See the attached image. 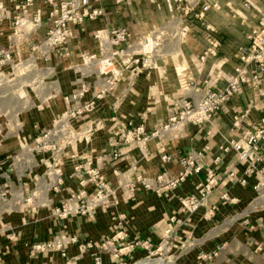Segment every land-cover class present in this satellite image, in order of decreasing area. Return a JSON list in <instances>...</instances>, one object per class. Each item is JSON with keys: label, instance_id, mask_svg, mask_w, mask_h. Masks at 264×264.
Returning a JSON list of instances; mask_svg holds the SVG:
<instances>
[{"label": "crops", "instance_id": "1", "mask_svg": "<svg viewBox=\"0 0 264 264\" xmlns=\"http://www.w3.org/2000/svg\"><path fill=\"white\" fill-rule=\"evenodd\" d=\"M208 2L181 0V5L192 3L198 12ZM215 2L217 8H209L203 22L192 14L181 22L175 0H128L121 5L113 0H91L90 6L101 9L102 15L72 27L70 38L52 50L47 60L36 62L37 69L26 80L27 88L32 87L25 89L28 99L22 109L31 112L22 115L15 105L9 107V120L14 126L22 124L21 134H1L0 127V194L7 193L4 199L0 195L2 264H94L92 255L101 264H264V197L255 191L257 180L244 177L245 164L236 153L222 150L228 140H243L252 133L264 117V78L257 89L242 86L202 126L186 125L180 134L164 133L141 145L116 144L126 123L143 125L150 134L174 113V101L195 99L205 89L223 88L225 79L240 67V50L248 47L247 35L257 26L260 13L264 14V0ZM37 9L47 10L44 0H34L31 13ZM5 24L0 26V41L5 36L1 34L8 31ZM184 26L188 31L182 36ZM112 29H125L128 35L114 59L116 69L121 68L124 57L148 53L145 39L151 42L162 34L152 50L153 69L136 77L128 69L114 78L100 74L98 66L85 67L83 55L99 56L95 34L105 37ZM209 38L219 42L216 55L200 63ZM21 55L31 56L25 50ZM30 66L33 64L22 68ZM252 68L250 65L249 70ZM107 81L108 91L94 110L71 121L75 130L93 128L97 122L101 128L93 130L88 143H57L64 148L59 167L62 186L54 193L46 176L52 153L36 151V140L68 111L65 97L83 89L81 104ZM49 142L56 140L50 138ZM114 151L121 159H111ZM198 154L201 170L174 189L156 194L132 186L135 175L175 179L181 171L179 159ZM162 157L169 160L164 162ZM87 163L99 168L116 189V200L91 217L59 222L51 216V209L78 189L74 168ZM208 171L214 175L210 193L196 210L184 211V199L199 195ZM244 178L242 185L239 180ZM27 199L30 204L24 203ZM70 237L77 242L68 246L65 257L56 252L31 253L35 243ZM165 239L170 246L157 251ZM137 241L147 242L149 248L125 250ZM213 252L215 257L202 260Z\"/></svg>", "mask_w": 264, "mask_h": 264}, {"label": "built area", "instance_id": "2", "mask_svg": "<svg viewBox=\"0 0 264 264\" xmlns=\"http://www.w3.org/2000/svg\"><path fill=\"white\" fill-rule=\"evenodd\" d=\"M115 4L121 5L128 0H113ZM47 10H35L31 13L34 0H0V26L8 23L10 34L7 36L8 46L0 45V69L5 66L17 67L32 63L33 66L22 68L25 76L32 69L36 68L37 61L47 60L49 53L60 47L71 35V28L81 27L85 21H93L102 15L101 9L92 8L91 0H44ZM152 3L154 0H148ZM176 11L182 14L180 21L189 15L199 22L204 21L205 13L209 8H217L215 0H209L200 11L194 12L195 5H181V0H175ZM210 30L209 26H204ZM188 28L184 26L180 29V34L184 36ZM163 35L152 37L151 42L145 39L144 49H149L148 53L130 55L124 57L121 68H114L115 57L119 48L126 43L128 35L125 29H112L105 37H100L98 33L94 38L98 41L99 56L83 55L84 66L91 70V67L98 66L97 71L102 75L108 73L116 78L123 71L130 70V73L136 77L140 74L153 69L152 50L154 44ZM248 47L240 50V67L236 68L232 75L225 79V86L221 89H205L201 95L195 99L182 97L174 101V113L169 117L166 123L152 133L147 134L143 125H134L132 122L126 123L118 132L116 144H134L141 145L152 137H158L164 133L174 132L180 134L186 125L202 126L210 121L215 113L236 95L242 86H249L257 89L264 78V14L260 13L257 26L247 35ZM26 45V47L24 46ZM23 46V48H22ZM219 42L215 38H209V46L199 57L200 63L208 57L216 55ZM21 50L30 53L31 56L23 57ZM253 68L249 70V66ZM15 71V70H14ZM17 74V72H16ZM108 91V81L106 86L93 94L92 98L81 104L78 101L84 94L83 89L80 92L73 93L64 98L69 105L68 111L55 120L53 127L43 133L41 138L36 140L35 150L43 152L49 150L52 153L50 166L47 168V184L51 191L58 193L62 186L61 173L59 167L62 165V154L64 148L58 147L57 143L69 145L74 142L83 141L88 143L93 130L101 128V122H97L93 128L90 126L84 130H75L71 121L79 115L92 112L96 102L102 98ZM53 138L56 142H49ZM223 151L232 150L236 153L238 160L245 164L244 177H254L257 180L255 191L258 196L264 197V117L257 123L254 131L249 133L243 140H228ZM110 156V155H109ZM108 157V156H107ZM106 157V158H107ZM198 155L179 159L181 171L175 179L166 180L163 175H158L154 179H148L142 175H135L132 186H138L147 192L161 194L165 190L174 189L187 176L198 173L201 165L198 162ZM111 159H121L120 154L114 151ZM169 157H162L166 162ZM218 159L215 160L217 162ZM131 168L135 170L134 167ZM81 171V172H80ZM75 175L79 178L78 189L70 193L57 207L51 209V216L59 222H64L75 217H91L97 210L108 209L116 200V189L111 186L104 174L97 167L77 165L74 168ZM233 176V174H229ZM114 176L118 177V172L114 171ZM240 184H245V178L239 180ZM214 185V175L212 171L207 172L205 183L199 186L198 196H190L184 199L182 209L184 211L196 210L206 199ZM89 188V190H88ZM1 198H5L6 191L1 192ZM225 200V196H222ZM30 204V199L24 201ZM213 214V209L209 210ZM171 220H174L172 218ZM63 228H65L63 226ZM166 233H169L167 231ZM167 239L161 241L157 248H168L170 245ZM77 242L75 237L68 239H53L43 243H35L31 247V253H59L61 257L66 256V250L69 245ZM105 243L102 244V247ZM80 247H84L80 245ZM86 247V245H85ZM134 247L149 248L147 242L137 241L132 245L126 246L129 251ZM106 249V248H104ZM217 255L213 252L211 255L202 256V260H209ZM94 264H101L97 255H92ZM0 264L1 261H0Z\"/></svg>", "mask_w": 264, "mask_h": 264}, {"label": "rangeland", "instance_id": "3", "mask_svg": "<svg viewBox=\"0 0 264 264\" xmlns=\"http://www.w3.org/2000/svg\"><path fill=\"white\" fill-rule=\"evenodd\" d=\"M5 28L8 29V23L5 24ZM10 34V31L8 29L7 32H3L1 35L4 38L1 39L0 45L3 47L8 46V40L7 36ZM3 39H5L3 41ZM15 70V71H14ZM14 70H12V67L5 66L0 69V127L1 134L3 133H13L17 132L21 134L22 130V124L15 123V126L12 125V121L10 122V113L12 110L9 107H13L15 105V108L17 110H22L23 107H25V98H27L26 94V80L31 77L32 72L25 76H20V73H23L22 68L17 67ZM17 72V74H16ZM18 86L17 89H14V87ZM31 86H28V90H30ZM21 90L25 91L24 94L21 95ZM29 93V92H28ZM31 93V92H30ZM31 95V94H29ZM28 99V98H27ZM16 111V110H15ZM19 112V111H18ZM31 111L28 110H22L21 114L29 113ZM21 116V115H20ZM20 116L18 118L20 119ZM22 117V116H21ZM16 195V194H15ZM15 197V196H14Z\"/></svg>", "mask_w": 264, "mask_h": 264}]
</instances>
